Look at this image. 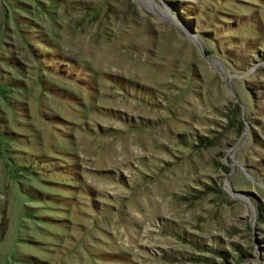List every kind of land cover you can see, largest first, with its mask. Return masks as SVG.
<instances>
[{"label":"rangeland","instance_id":"rangeland-1","mask_svg":"<svg viewBox=\"0 0 264 264\" xmlns=\"http://www.w3.org/2000/svg\"><path fill=\"white\" fill-rule=\"evenodd\" d=\"M0 264H264V0H0Z\"/></svg>","mask_w":264,"mask_h":264}]
</instances>
